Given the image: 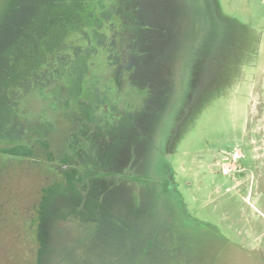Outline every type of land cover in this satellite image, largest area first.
<instances>
[{
	"label": "rangeland",
	"instance_id": "374dc122",
	"mask_svg": "<svg viewBox=\"0 0 264 264\" xmlns=\"http://www.w3.org/2000/svg\"><path fill=\"white\" fill-rule=\"evenodd\" d=\"M60 93L52 149L94 95L119 123L82 127L78 175L3 153L0 264H264V0H0V144Z\"/></svg>",
	"mask_w": 264,
	"mask_h": 264
},
{
	"label": "flooded vegetation",
	"instance_id": "af4514ba",
	"mask_svg": "<svg viewBox=\"0 0 264 264\" xmlns=\"http://www.w3.org/2000/svg\"><path fill=\"white\" fill-rule=\"evenodd\" d=\"M119 50H118V55L120 56L121 60H118L117 63L115 64V72L113 76H117L118 78L121 77L122 80L118 81L119 84L121 85H126L127 83V66H128V60L130 59V50H126L125 48L122 47L121 44H119ZM74 70V68H73ZM91 72V71H90ZM83 69H76L75 68V75L76 79H80V77L83 76L80 85L79 83L76 84V86L70 89L71 93L74 92V94L79 95V100L80 98H84L88 94H92L93 89H89L88 85L90 83H85L87 82L86 78L89 76H84L83 74ZM74 75V73H73ZM71 77V76H70ZM72 80V78H71ZM93 95V94H92ZM70 96H73L72 94ZM62 99V94L58 95L57 98L52 97V103L54 105V110H50L49 105L46 109V112L44 113V116L42 114H38L37 117H34L32 119L28 118L25 121L22 122L24 127L29 130L28 134L30 136L31 144L29 142H24V141H18V142H13L9 144L7 142L5 145L0 144V158L3 155V153H12L16 152L22 159L29 160H34L37 159L39 161H46L47 163L49 162L53 167L60 168L62 170H74L76 175H78L79 171L81 168H78L77 163L79 160H76L77 156H73L74 152V145L77 143V137L82 129V127H85L88 133H91L92 131L98 132L101 134L107 133L109 131V128L111 126H116L119 123V118L121 117V110H118V107L116 106L114 101H109L105 102L102 104L101 101H98L100 103H96L95 100L97 99L94 95V102L91 100V98L87 99V103L82 107L81 114L79 118L75 122V126L70 127L69 129V146L68 148L64 149V151H59L58 149H52L53 146L52 144L56 140V131L55 127L57 126V115H61L64 112L66 113V109H63L61 106V103L59 100ZM70 101L68 102L69 104L72 103V105L75 106L76 101L71 97L69 98ZM47 100L44 98V101ZM99 100V99H97ZM43 101V103H44ZM67 103V102H66ZM79 103V102H78ZM47 104V102H46ZM72 105L70 108H72ZM77 105V104H76ZM50 110V111H49ZM49 116V117H48ZM52 116V119H49ZM32 120V121H31ZM84 120V122H82ZM86 132V134H87ZM86 134L83 133L81 135V140L80 141H87L86 139ZM77 135V136H76ZM105 137V135H103ZM85 146V145H83ZM80 148V147H79ZM78 148V151H80V155L84 154V148L81 146V150ZM78 155V158L79 156ZM89 164V163H87ZM6 165V164H5ZM91 165V163L89 164ZM87 165V168L89 167ZM3 167V166H2ZM86 171V169H84ZM83 172V171H81ZM2 173L0 172V189L3 188V183L1 182L3 180L2 178ZM5 218L1 215L0 213V229H3L7 221L4 220ZM37 222V220L35 221ZM45 223V222H44ZM43 223V224H44ZM41 224V223H40ZM35 225V224H32ZM44 228V226H43ZM41 234H43L42 237L48 238V231H41Z\"/></svg>",
	"mask_w": 264,
	"mask_h": 264
},
{
	"label": "trees",
	"instance_id": "16d2710c",
	"mask_svg": "<svg viewBox=\"0 0 264 264\" xmlns=\"http://www.w3.org/2000/svg\"><path fill=\"white\" fill-rule=\"evenodd\" d=\"M126 8H127L126 9V12H124L125 16L126 15L133 14V11H134L133 6H128ZM108 11L110 12V14L113 13L114 15L117 12L116 7H114V6H111L108 9ZM132 22H133V20L130 19L129 16H126V18L123 21L124 25L125 24L126 25H130ZM119 31H120L119 34L121 36L122 41L120 40V38H118V40L121 41V44L127 45L129 43V41L132 42V43H134V41H135V35L130 34V32H129V30L127 28L126 29H122L121 28Z\"/></svg>",
	"mask_w": 264,
	"mask_h": 264
}]
</instances>
